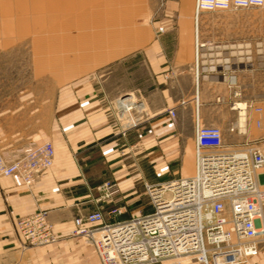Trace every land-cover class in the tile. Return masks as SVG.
Here are the masks:
<instances>
[{"label": "crops", "instance_id": "0c3cea01", "mask_svg": "<svg viewBox=\"0 0 264 264\" xmlns=\"http://www.w3.org/2000/svg\"><path fill=\"white\" fill-rule=\"evenodd\" d=\"M95 1L76 0L71 8ZM194 2L163 0L162 7L158 8L160 12L154 6L145 24L148 36L138 37V47L145 42L142 52L152 74L153 89L143 93L141 87H136L137 101L145 104L143 110L132 112L138 120L137 126L129 127L128 119L111 120L97 85L86 78L75 79L59 88L54 105L56 117L51 124L48 122L37 130L33 100L30 97L28 106L27 92L20 103L15 99L13 106L0 107L2 148L46 139H51L55 147L52 167L30 188L15 176H0V264H102L94 245L85 236L73 234L76 215L98 206H109L108 202L97 201V187L106 179H116L123 197H130L124 201L130 215L140 211L132 210L130 205L140 206L135 183L142 177L140 162L147 152L161 180L191 170L194 159L190 148H194L195 138V81L191 59ZM62 3L65 0H58V6L43 8L61 9ZM225 54L230 58V68H217L225 63L216 58L213 69L205 64L199 83L200 118L205 124L220 125L224 135L239 113V107H231L232 101H251L264 110V62L260 64L249 55ZM234 91L239 94L234 96ZM181 100L186 103L181 104ZM49 104L42 102V119ZM170 108H176L174 118L168 113ZM260 117V128L253 123L249 126L250 139L264 138V111ZM229 134L234 142L244 139L240 134ZM132 168L136 170L134 173ZM263 176L264 169L260 177ZM37 209L49 211L58 239L41 246H26L16 221ZM251 261L264 264V240Z\"/></svg>", "mask_w": 264, "mask_h": 264}, {"label": "built area", "instance_id": "2783aa9c", "mask_svg": "<svg viewBox=\"0 0 264 264\" xmlns=\"http://www.w3.org/2000/svg\"><path fill=\"white\" fill-rule=\"evenodd\" d=\"M252 7L264 8V0H195L194 171L169 180L145 182L151 206L148 211L120 217L126 211L124 206H111L106 212L98 206L74 217L73 234L85 236L94 245L102 264H179L178 257L195 258L202 264H256L251 259L264 240V176L260 177L264 138L250 139L247 134L251 123L261 127L264 110L251 101L231 102L233 108L244 103L228 126L230 132L243 136L241 142L227 141L220 125L202 122L199 83L207 60L197 31L198 17L204 12ZM238 94L233 92L234 96ZM125 98L119 101L122 115L116 119L122 121L127 115L128 126H137L132 112L143 110L145 104L142 100L125 102ZM168 113L174 118L176 108ZM54 159L51 141L0 147V176H15L30 188L52 167ZM97 189L102 193L96 198L98 202L120 192L119 184L112 179ZM16 226L26 246L58 239L46 209L20 216Z\"/></svg>", "mask_w": 264, "mask_h": 264}, {"label": "rangeland", "instance_id": "374dc122", "mask_svg": "<svg viewBox=\"0 0 264 264\" xmlns=\"http://www.w3.org/2000/svg\"><path fill=\"white\" fill-rule=\"evenodd\" d=\"M75 1L65 0L61 9H45L43 6H58V0H0V107L13 106L15 99L20 103L27 92L28 106L30 97L33 100L35 130L51 124L56 117L54 105L59 88L75 79L86 78L97 85L111 120L116 122H120L117 116L122 115L121 98L136 102V87H141L143 93L153 89L152 74L142 52L145 42L140 47L137 44L138 37L148 36L145 24L154 6L160 12L163 0H97L71 8ZM199 39L208 64L210 59H223L230 52L235 57L248 53L261 64L264 8L204 12L199 17ZM191 59L194 60V46ZM47 101L49 108L42 119L40 109L42 102ZM121 120H127V115ZM229 133L226 129L225 139L233 142ZM42 141L53 143L51 139ZM190 150L194 159V148ZM146 155L140 162L142 177L135 183L140 206L130 205L132 210H150L144 183L163 181L148 152ZM193 171L194 160L191 170L183 174L190 175ZM109 179L118 183L113 177ZM97 192L96 198L102 194L98 189ZM129 198L123 197L120 188V192L105 201L109 203L105 212L111 206H124ZM129 211L128 207L125 213ZM179 261V264H202L195 258Z\"/></svg>", "mask_w": 264, "mask_h": 264}, {"label": "bare ground", "instance_id": "6f19581e", "mask_svg": "<svg viewBox=\"0 0 264 264\" xmlns=\"http://www.w3.org/2000/svg\"><path fill=\"white\" fill-rule=\"evenodd\" d=\"M194 18H195V16H194ZM197 31H198V36H199V17H198V25H197ZM194 32H195V29H194ZM195 36V35H194ZM239 46H242V44L241 45H239ZM240 49H242V48H240ZM234 51V50H233ZM235 52V51H234ZM243 53L242 52V50H240L239 51V53ZM218 53V52H217ZM233 53V52H232ZM214 54V53H213ZM234 54V53H233ZM246 56V55H245ZM239 57V56H238ZM245 58V57H244ZM248 58V57H247ZM240 60H242V58H239ZM228 60H230V58L228 59V57L227 56H225V57H223V63H226V62H228ZM246 60V59H245ZM213 61H214V59H210L209 60V64L207 65V67L209 68V69H213L214 68V65H213ZM205 68H206V66L204 65V67H203V69L205 70ZM233 80V79H232ZM123 101H125V100H123ZM237 107H241V108H243L244 107V103L242 104V103H238L237 104ZM244 114V110L242 109L241 110V115H243ZM180 259H182L183 257H179ZM184 259V258H183ZM192 259V258H191ZM189 260V259H188Z\"/></svg>", "mask_w": 264, "mask_h": 264}, {"label": "water", "instance_id": "95a60500", "mask_svg": "<svg viewBox=\"0 0 264 264\" xmlns=\"http://www.w3.org/2000/svg\"><path fill=\"white\" fill-rule=\"evenodd\" d=\"M217 68H219L220 70L227 69V68H230V64H229V62H228V63H225L224 66H219V67H217ZM223 78H225V77H223Z\"/></svg>", "mask_w": 264, "mask_h": 264}]
</instances>
